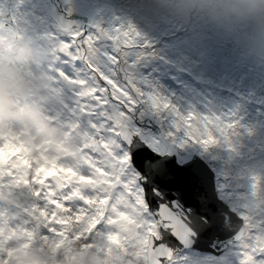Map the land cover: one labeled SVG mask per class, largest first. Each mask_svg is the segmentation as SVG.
<instances>
[{"label":"snow or ice","instance_id":"obj_1","mask_svg":"<svg viewBox=\"0 0 264 264\" xmlns=\"http://www.w3.org/2000/svg\"><path fill=\"white\" fill-rule=\"evenodd\" d=\"M113 21L67 19L44 34L68 92L65 119L87 145L84 167L104 182L75 202L70 187L55 193L52 177L32 183L28 225L54 238L80 216L85 230L111 238L123 217L156 264H264V169L241 164L239 151L254 130L235 110L182 109L138 78L135 49L150 42L131 21Z\"/></svg>","mask_w":264,"mask_h":264},{"label":"rangeland","instance_id":"obj_2","mask_svg":"<svg viewBox=\"0 0 264 264\" xmlns=\"http://www.w3.org/2000/svg\"><path fill=\"white\" fill-rule=\"evenodd\" d=\"M150 1L153 0H141L143 4L148 5H151ZM187 1L188 3L192 2V6L193 3L197 2V0ZM214 1L204 0L205 7H210ZM219 1L216 0V3ZM236 1L239 2L240 0H224L221 9L223 5H227L228 9L232 10V3ZM61 2L66 6V10L75 5L74 1L70 4L67 3V0H61ZM94 2L97 6L101 2L102 7L106 1L94 0ZM260 3L264 5V0H260ZM114 4L113 14L114 12L118 13L117 4ZM245 4V7L250 8L248 3ZM0 10L3 11V16L0 17V25H3L0 26V37H3L0 38V153L3 150L7 152L19 150L15 145L20 143V140H26L30 149L24 158L26 159V169L29 170L30 175L42 168L46 169L48 173L53 170L58 172V167L71 169L72 172L68 177V180L71 179L70 181L62 177L61 173L63 174V172H59L63 178V186L61 190L55 189V193L63 195L64 190L70 187L71 190L67 192L66 198L75 202L76 199H72V195L81 199L88 190L98 188L101 185L96 186L93 183V174L89 175V170L84 167L87 161L84 158L83 149L87 145L81 130L75 123H70L65 119L67 99L62 92L64 84L53 71V65L56 61L54 42L45 35L43 39H40L39 36L29 39L32 35L30 28L35 27L31 22L32 20L38 23L45 21L51 23V29L48 28V32L45 33H59V25L62 22L60 24L57 22L58 26L54 25L55 17L49 0H0ZM251 11L252 14L256 15L260 9L254 10L253 8ZM242 15L243 13H238L239 17ZM60 17L65 20L64 17ZM103 19L106 20V15L100 14L99 22ZM226 20H228L227 17L223 19V25ZM43 27L42 25L36 26V28L41 29V37L45 34ZM243 36V32L233 30L226 33L223 29L218 30L216 35H208L207 42L202 41L204 42L205 53H209V56L205 58H203L204 51L200 47L201 42L199 40L198 45L193 47L192 53L195 54L196 60L194 62L195 67L190 70V74L194 76L193 82L185 77L180 80L172 73L162 75L160 72H149L146 77L156 90L168 96L182 109L191 106L200 111L235 110L240 119L245 116L243 120L245 122L242 125L252 128L253 133H255L256 127L253 122L258 116H264V61H262L264 48L262 40L257 38H251L252 46L246 45ZM262 38L264 40V33ZM50 42L53 43V46L50 45ZM194 42L195 39L193 38ZM29 44H31L30 47H28ZM149 70V66L145 68V71ZM181 73L182 75L186 74L185 72ZM20 77L24 78L29 86L27 99L20 97L17 91V80ZM152 80L157 81V84H153ZM208 81L214 83V89L211 88ZM32 86L36 87L35 91H32ZM198 103L199 106L197 107ZM241 107H243L242 112H240ZM58 122L62 125L70 123L72 133H66L63 138L54 135L55 128L59 125ZM245 137L247 142H252L249 135H245ZM261 140L262 147L259 152H251L249 156L252 161L251 167L257 170L264 169L261 168L264 166V150H262L264 149V137ZM247 159V156L242 155L240 163L248 164ZM1 166L2 163L0 162ZM2 177L3 174L0 170V186L3 185ZM82 184H86V186L82 187ZM27 190L31 191L30 182L27 185ZM12 201L14 202L13 197ZM23 207L25 206H20L19 209H23ZM6 209L0 206L1 223ZM16 210L17 208L11 210L14 214L9 221L7 218L5 220V233L3 232L5 235L7 230L13 233L17 229H23L24 224L21 222L30 217H19ZM24 210L23 215L29 213L27 205ZM69 218L71 219L70 223L74 224L75 228L84 231L80 236L88 235L90 227L89 230H85L81 221L77 219L78 216L75 218L66 217V220ZM76 220L77 223H75ZM117 228L118 233L112 234V240L121 243L120 245L117 244L115 250L110 247L115 251L116 259L123 258L125 252L136 254L137 252L127 250L126 246L127 244L134 245L133 241L135 240L134 229L130 227V222L121 217ZM31 229L36 239L43 237L39 227L31 226ZM126 236H132V240H126ZM98 241L99 244L89 245V248L109 247L108 236L99 234ZM145 248V242L141 240L136 250L145 256ZM105 251L108 252L110 249H105Z\"/></svg>","mask_w":264,"mask_h":264},{"label":"flooded vegetation","instance_id":"obj_3","mask_svg":"<svg viewBox=\"0 0 264 264\" xmlns=\"http://www.w3.org/2000/svg\"><path fill=\"white\" fill-rule=\"evenodd\" d=\"M151 5L150 11H139L136 24L143 38L150 42V47H140L139 54H146L143 62L152 63L156 66L163 65V57L170 63H180L185 68L191 69L194 61L193 53V25L190 18L189 3L187 0H161ZM76 5V4H75ZM78 13H83V8L73 6ZM195 29L197 26L202 32V40L207 42L206 11L201 8ZM81 20L79 24L81 25ZM109 24V23H108ZM180 55V56H177ZM145 119H152L150 115ZM29 218L23 223V229L8 233V242L12 249L6 254L0 264H117L116 256L105 250L91 251L85 247L80 236L83 232L78 228H65L66 234L54 238L36 239L28 225ZM97 233L94 238L98 241ZM1 241V236H0ZM99 242V241H98ZM86 253H89L86 258ZM94 257L92 258V256Z\"/></svg>","mask_w":264,"mask_h":264},{"label":"trees","instance_id":"obj_4","mask_svg":"<svg viewBox=\"0 0 264 264\" xmlns=\"http://www.w3.org/2000/svg\"><path fill=\"white\" fill-rule=\"evenodd\" d=\"M260 127V126H259ZM259 127L256 126V129H259ZM264 128V124L261 125V129ZM260 129V130H261ZM5 157V155H1L0 159L2 160ZM15 158H13V161L7 165L6 167H4V175L5 177H7V172L9 173L8 179L11 180L13 183H20L23 184L26 181V171L23 167V165L21 164H17V158L18 155L14 156ZM35 180L37 182H40L41 179H39L38 177H35Z\"/></svg>","mask_w":264,"mask_h":264},{"label":"water","instance_id":"obj_5","mask_svg":"<svg viewBox=\"0 0 264 264\" xmlns=\"http://www.w3.org/2000/svg\"><path fill=\"white\" fill-rule=\"evenodd\" d=\"M89 13L90 15L92 14L91 11H89ZM18 83H19L18 85H19L20 94L25 96L26 91H27V86H26L25 81L23 79H20ZM52 178H54V180L59 184V180L58 178H56L55 175H52ZM147 249H148L147 250V260H148L147 263H145V261L142 259L141 256H137L136 258H133L132 255H127L125 260L122 262V264H156L154 253L151 251L149 247H147Z\"/></svg>","mask_w":264,"mask_h":264}]
</instances>
